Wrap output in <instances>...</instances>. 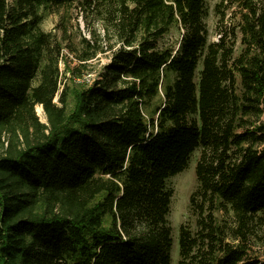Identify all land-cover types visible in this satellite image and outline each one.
I'll return each mask as SVG.
<instances>
[{
    "label": "trees",
    "instance_id": "trees-1",
    "mask_svg": "<svg viewBox=\"0 0 264 264\" xmlns=\"http://www.w3.org/2000/svg\"><path fill=\"white\" fill-rule=\"evenodd\" d=\"M215 10L209 41L204 0H0V264H170L197 148L176 264H264V0Z\"/></svg>",
    "mask_w": 264,
    "mask_h": 264
},
{
    "label": "rangeland",
    "instance_id": "rangeland-1",
    "mask_svg": "<svg viewBox=\"0 0 264 264\" xmlns=\"http://www.w3.org/2000/svg\"><path fill=\"white\" fill-rule=\"evenodd\" d=\"M219 0H204L206 10H207V15L205 17V24L208 30V40H214L216 38V33H215V25L218 20V15L215 10V5ZM228 17V15L226 16ZM229 19V18H228ZM57 21V13H49L47 14L42 23H41V28L45 31H49L54 28L55 23ZM78 24H79V33L80 35H85L88 37L87 31L84 27V23L82 19L79 18L78 16ZM182 35V29L179 26H172L168 33H166L162 39V43L164 45H172L173 48L175 49L180 41ZM74 42L75 45L80 47V44L77 43L79 42V36L75 34L74 36ZM240 50V44H239V33L237 34V41H236V52ZM66 51V48L63 50ZM66 56L68 58L73 59V56L67 52ZM108 61V56L107 53H100L98 54V59L93 61L95 63L96 69L101 67V65L105 62ZM64 62L60 61L59 66L61 69V72L64 74L62 75L63 80L69 79L72 77L71 73L69 70H65ZM200 69V65L198 66L196 72L198 73V70ZM94 73H83L81 78L78 77H73L68 80L67 83L70 85V89L75 90L79 88L81 85H84V83H90L92 81ZM160 97L161 94H159ZM75 103L73 93H70L69 96V101H68V106L67 110L69 111L70 109L73 108ZM36 113L39 116V118L44 121L45 120V115L39 105L35 107ZM200 153V149L197 148L193 151L189 164L187 168H185L182 172L170 177L167 180V186L172 189V196H171V201H170V209L168 213V221L171 227V233H172V238H173V243L171 247V262L170 264H176L177 258H178V244H177V237H178V228L179 225L182 224L183 222H192L193 218L189 214L188 211V197L192 190L195 187V173H194V166L196 163V160L198 159ZM260 251L264 254V245L260 247ZM262 254V255H263Z\"/></svg>",
    "mask_w": 264,
    "mask_h": 264
}]
</instances>
